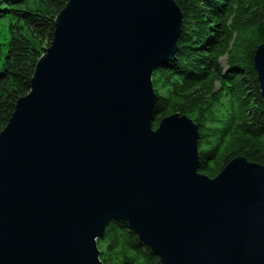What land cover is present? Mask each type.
Listing matches in <instances>:
<instances>
[{
    "label": "water",
    "instance_id": "95a60500",
    "mask_svg": "<svg viewBox=\"0 0 264 264\" xmlns=\"http://www.w3.org/2000/svg\"><path fill=\"white\" fill-rule=\"evenodd\" d=\"M173 0H69L29 93L0 132V264H102L126 224L161 264H264V166L199 172L185 115L152 128L151 77L172 62ZM264 105V43L253 57Z\"/></svg>",
    "mask_w": 264,
    "mask_h": 264
},
{
    "label": "trees",
    "instance_id": "16d2710c",
    "mask_svg": "<svg viewBox=\"0 0 264 264\" xmlns=\"http://www.w3.org/2000/svg\"><path fill=\"white\" fill-rule=\"evenodd\" d=\"M68 1L0 0V20L11 21L0 50V132L29 93ZM173 1L183 22L174 60L151 77L157 95L152 128L173 114L191 119L199 134V172L209 178L237 157L264 166V105L253 65L264 43V0ZM96 244L102 264H161L121 221L109 222Z\"/></svg>",
    "mask_w": 264,
    "mask_h": 264
},
{
    "label": "rangeland",
    "instance_id": "374dc122",
    "mask_svg": "<svg viewBox=\"0 0 264 264\" xmlns=\"http://www.w3.org/2000/svg\"><path fill=\"white\" fill-rule=\"evenodd\" d=\"M11 24V21H10ZM10 35H9V18L4 19V20H0V50L4 51V43H7V41L9 40ZM222 64H223V60H222ZM223 70H225L223 68Z\"/></svg>",
    "mask_w": 264,
    "mask_h": 264
}]
</instances>
